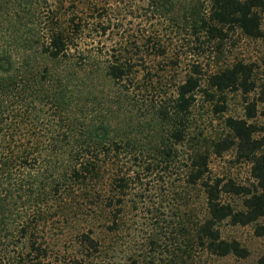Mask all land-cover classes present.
<instances>
[{
	"label": "trees",
	"instance_id": "obj_1",
	"mask_svg": "<svg viewBox=\"0 0 264 264\" xmlns=\"http://www.w3.org/2000/svg\"><path fill=\"white\" fill-rule=\"evenodd\" d=\"M119 16L139 20L137 29ZM263 17L264 0H0V264H45L47 229L63 225L76 230L81 260L74 264L105 257L106 236L121 230L138 178L132 168L144 164L129 96L159 90L138 78L146 71L142 53L165 58L183 41L217 51L236 31L263 39ZM111 29L123 36L109 58L100 63L83 55L85 43L93 46ZM192 68L172 97L153 107L169 126L153 147L165 166L178 157L168 138L178 145L189 139L197 92L213 101L215 93L253 87L251 66L243 63L205 80L198 65ZM255 108L246 106L248 119ZM225 125L232 139L219 152L234 146L250 163L254 183L250 189L210 179L208 154L190 146L186 184L200 187L205 200L204 215L188 228L190 262L193 249L246 258L248 251L223 239L219 226L264 219V138H254L258 130L245 120L229 117ZM222 193L241 196L242 208L222 201ZM256 234L264 236V227ZM256 264H264V255Z\"/></svg>",
	"mask_w": 264,
	"mask_h": 264
},
{
	"label": "rangeland",
	"instance_id": "obj_2",
	"mask_svg": "<svg viewBox=\"0 0 264 264\" xmlns=\"http://www.w3.org/2000/svg\"><path fill=\"white\" fill-rule=\"evenodd\" d=\"M119 20L124 24L130 21L132 28L137 29L135 24L139 20L122 16ZM262 29L264 31V17ZM108 33L95 36L93 46H85V43L83 55L100 63L109 58L117 48L115 42L123 34L122 30L113 29ZM142 56L144 62L141 64L146 71H140L139 80H151L152 87L159 88L156 92L149 90L129 96L134 124L139 125L137 138L142 142L137 148L143 153L141 160L144 164L132 168L138 173V178L128 191L121 230L106 236L109 253L105 257L87 260V264H256L264 255V236L256 234L257 227H264V219L248 226H231L228 222L219 226L223 239L236 240L248 251L246 258L232 255L218 258L193 249L189 252L193 260H187L188 228H192L197 217L204 215L205 200L200 187L187 186L186 166L192 147L194 150L198 147L209 156L207 176L210 179L219 180L222 185L233 182L252 189L254 181L250 163L238 156L234 146L220 152L219 149L232 139L225 125L229 117L254 125L258 130L254 138H264V38L249 39L236 31L217 51L213 47L196 50L183 41L173 44L165 58H157L152 52H143ZM237 63L251 66L252 90L246 94L242 90L226 92L222 97L212 92L215 93L213 101L197 92L190 114L189 139L178 145L169 137L168 143L177 151L178 157L168 166L160 164L159 157L155 159L153 147L160 146L159 137L170 132L169 126L159 121L153 107L172 97L175 86L192 72L193 65L199 66L200 77L205 80V76ZM202 85L205 87L204 82ZM252 103L256 112L253 118L248 119L246 106ZM221 109L223 111H219ZM123 157L119 158L125 159ZM221 200L236 209L242 208L241 196L222 193ZM78 250L76 230L64 225L55 230L47 229L49 258L45 264H74V261L81 260Z\"/></svg>",
	"mask_w": 264,
	"mask_h": 264
}]
</instances>
